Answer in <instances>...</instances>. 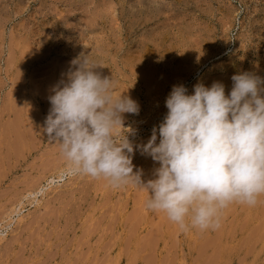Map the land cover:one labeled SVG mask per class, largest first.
Segmentation results:
<instances>
[{
    "label": "rangeland",
    "instance_id": "1",
    "mask_svg": "<svg viewBox=\"0 0 264 264\" xmlns=\"http://www.w3.org/2000/svg\"><path fill=\"white\" fill-rule=\"evenodd\" d=\"M82 52L138 103L116 135L148 179L158 165L136 145L173 85L227 94L233 74L264 78V0H0V264H264V195L228 205L214 230H182L133 184L67 173L42 126Z\"/></svg>",
    "mask_w": 264,
    "mask_h": 264
},
{
    "label": "clouds",
    "instance_id": "2",
    "mask_svg": "<svg viewBox=\"0 0 264 264\" xmlns=\"http://www.w3.org/2000/svg\"><path fill=\"white\" fill-rule=\"evenodd\" d=\"M47 97L42 132L59 146L69 175L104 178L113 187L135 185L147 193L145 207L162 212L180 229L220 226L222 211L237 202L254 206L264 195V78L247 71L232 85L213 81L173 85L167 109L147 141L136 149L158 165L151 178L133 171V145L116 135L123 114L139 113L127 95L113 96L114 81L83 52Z\"/></svg>",
    "mask_w": 264,
    "mask_h": 264
},
{
    "label": "bare ground",
    "instance_id": "3",
    "mask_svg": "<svg viewBox=\"0 0 264 264\" xmlns=\"http://www.w3.org/2000/svg\"><path fill=\"white\" fill-rule=\"evenodd\" d=\"M132 5V4H131ZM128 10V9H127ZM134 10V9H133ZM155 10V9H154ZM124 12V11H123ZM153 12V11H152ZM144 15V14H143ZM156 17V16H155ZM140 20V19H139ZM140 24V23H139ZM152 24V23H151ZM154 25V24H153ZM235 59V58H234ZM218 75V74H217ZM48 92V91H47ZM51 93V92H50ZM10 224V223H9ZM214 241V240H213ZM215 242V241H214ZM211 245V244H210ZM219 246V245H218ZM206 247V246H205ZM212 249V248H211ZM215 250H217V249H215ZM215 250H213V251H215ZM219 252V251H218ZM216 256V255H215ZM217 257H218V255H217ZM213 258H214V256H213ZM210 262V261H209ZM212 263V262H211ZM210 263V264H211Z\"/></svg>",
    "mask_w": 264,
    "mask_h": 264
}]
</instances>
